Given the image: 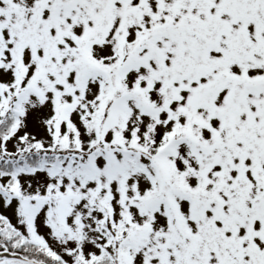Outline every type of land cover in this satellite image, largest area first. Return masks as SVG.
Segmentation results:
<instances>
[{"label":"snow or ice","instance_id":"obj_1","mask_svg":"<svg viewBox=\"0 0 264 264\" xmlns=\"http://www.w3.org/2000/svg\"><path fill=\"white\" fill-rule=\"evenodd\" d=\"M0 264H264V0H0Z\"/></svg>","mask_w":264,"mask_h":264}]
</instances>
